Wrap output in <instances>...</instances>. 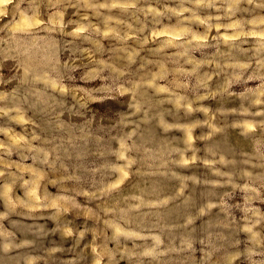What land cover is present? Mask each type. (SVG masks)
<instances>
[{
  "label": "rangeland",
  "instance_id": "obj_1",
  "mask_svg": "<svg viewBox=\"0 0 264 264\" xmlns=\"http://www.w3.org/2000/svg\"><path fill=\"white\" fill-rule=\"evenodd\" d=\"M0 264H264V0H0Z\"/></svg>",
  "mask_w": 264,
  "mask_h": 264
}]
</instances>
